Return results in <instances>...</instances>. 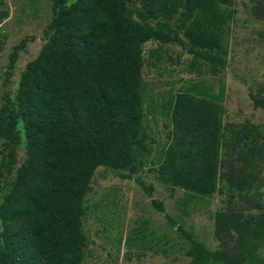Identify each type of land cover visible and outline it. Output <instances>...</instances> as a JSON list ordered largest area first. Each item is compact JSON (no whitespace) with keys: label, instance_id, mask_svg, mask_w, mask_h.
I'll use <instances>...</instances> for the list:
<instances>
[{"label":"trees","instance_id":"16d2710c","mask_svg":"<svg viewBox=\"0 0 264 264\" xmlns=\"http://www.w3.org/2000/svg\"><path fill=\"white\" fill-rule=\"evenodd\" d=\"M133 2L140 6L131 10L127 4ZM232 2L51 0L46 40L21 71L14 98L5 96L0 106V264H83L82 221L94 170L100 165L125 169L121 175L130 178L146 165L150 152L141 44L155 40L186 46L192 70L203 63L218 73L225 66ZM1 5L2 0L0 22L8 15ZM254 12L264 13V0ZM25 42L13 46L9 69ZM198 88L177 92L167 108L172 128L157 156L158 178L205 197L218 190L221 178L243 190L251 173L241 169L234 178L233 171H220V97ZM250 98L264 113V84ZM253 128L242 125L230 143L224 142L235 148L248 138L238 157L250 163L263 148ZM20 130L25 154L15 167ZM152 203L164 210L161 202ZM177 229L190 241L185 264H264V212L217 211L214 236L222 249L213 251L180 225Z\"/></svg>","mask_w":264,"mask_h":264},{"label":"rangeland","instance_id":"374dc122","mask_svg":"<svg viewBox=\"0 0 264 264\" xmlns=\"http://www.w3.org/2000/svg\"><path fill=\"white\" fill-rule=\"evenodd\" d=\"M259 1L233 0L228 7L231 17L224 36L225 66L218 73H212L203 63L192 70V54L186 46L155 40L141 44L144 124L151 141L150 152L145 156L146 165L130 178L121 175L128 172L125 169L100 165L94 170L82 221L86 237L83 264H185L189 260L190 241L182 236L177 225L213 251L222 249V243L214 236L217 211L238 210L243 215L255 216L264 212V113L250 98L264 84V13L254 12ZM127 6L134 10L140 5L133 2ZM1 7L8 10V15L0 22V106L5 96L14 98L20 73L46 40L44 29L52 16L51 0H2ZM132 16L135 17L134 13ZM22 39H26L25 46L9 69L8 56ZM184 43L187 45L185 39ZM193 86L220 97V171H233L234 178L241 175V169L251 173L250 185L243 190L230 188L221 178L218 190L205 197L158 178L157 156L168 143L172 128L167 108L177 92ZM242 125H254L253 136L257 143H263L252 163L238 157V150L248 138L238 140L235 148L224 145L225 141L230 143L233 131ZM20 136L15 167L25 154L21 130ZM152 199L161 202L164 210L160 211Z\"/></svg>","mask_w":264,"mask_h":264}]
</instances>
